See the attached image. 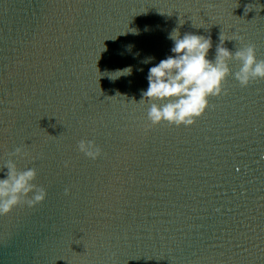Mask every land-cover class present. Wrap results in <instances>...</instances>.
Returning <instances> with one entry per match:
<instances>
[{"label":"water","instance_id":"obj_1","mask_svg":"<svg viewBox=\"0 0 264 264\" xmlns=\"http://www.w3.org/2000/svg\"><path fill=\"white\" fill-rule=\"evenodd\" d=\"M174 28L264 59V0H0V164L47 192L0 216V264H264V79L230 60L192 125L149 126Z\"/></svg>","mask_w":264,"mask_h":264},{"label":"clouds","instance_id":"obj_2","mask_svg":"<svg viewBox=\"0 0 264 264\" xmlns=\"http://www.w3.org/2000/svg\"><path fill=\"white\" fill-rule=\"evenodd\" d=\"M246 7L247 5L245 9ZM183 23L179 21L180 25ZM169 39L173 42L170 48L172 55L149 67L146 77L148 87L142 90L139 100L140 102L146 99L150 102L147 110L149 126L164 122L176 126L192 125L195 118L202 115L209 106V97L218 96L225 91L223 85L231 73L230 60L239 62V68L233 75L241 86L264 79V59H258L255 46L243 43L240 36H229L221 32L214 59L208 58L209 49L213 46L210 35L195 32H185L181 35L179 28H174L169 33ZM226 39H234L241 43L242 47L231 51L224 46ZM147 62L148 60L145 61ZM131 71L130 66L118 69L111 77L115 79L121 75H130ZM77 147L86 157L93 160L97 159L102 151L92 140L81 139ZM11 155L26 157L28 153L17 147ZM0 172L4 173L0 176V216L7 215L21 204L34 207L46 198V190L33 183L37 174L34 168L20 170L13 159H8L0 164ZM68 191L69 189L65 188V194Z\"/></svg>","mask_w":264,"mask_h":264},{"label":"snow or ice","instance_id":"obj_3","mask_svg":"<svg viewBox=\"0 0 264 264\" xmlns=\"http://www.w3.org/2000/svg\"><path fill=\"white\" fill-rule=\"evenodd\" d=\"M214 97V96H213Z\"/></svg>","mask_w":264,"mask_h":264}]
</instances>
